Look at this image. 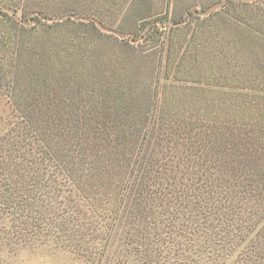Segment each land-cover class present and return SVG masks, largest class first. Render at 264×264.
<instances>
[{
    "label": "rangeland",
    "instance_id": "rangeland-1",
    "mask_svg": "<svg viewBox=\"0 0 264 264\" xmlns=\"http://www.w3.org/2000/svg\"><path fill=\"white\" fill-rule=\"evenodd\" d=\"M55 1L21 0L0 9V21L27 31L14 48L0 49V162L6 157L7 178L33 186L48 169L31 152L45 144L70 158L76 175L67 174L26 212L5 215L0 166V264H89L70 240L59 243L47 219L75 228V219L96 212L80 185L100 186L115 210L113 192L122 194L130 183L123 211L127 220L137 218L132 238L147 257L165 253L152 240L156 225L173 233L194 226L209 238L199 241L203 259L213 255L212 233L221 264H264V0H228L209 13L222 0H77L86 10L79 18ZM92 14L137 41L102 31L99 20L95 35L63 27L42 36L52 24L47 18L88 23L83 16ZM57 46L69 50L53 59L47 49ZM241 52L259 82L237 72ZM48 70L62 78L17 96L20 72L36 80ZM93 221L86 218L84 231L77 225L87 239L107 227Z\"/></svg>",
    "mask_w": 264,
    "mask_h": 264
},
{
    "label": "trees",
    "instance_id": "trees-1",
    "mask_svg": "<svg viewBox=\"0 0 264 264\" xmlns=\"http://www.w3.org/2000/svg\"><path fill=\"white\" fill-rule=\"evenodd\" d=\"M19 1L21 0H0V9L4 8V6L5 7L6 6L14 7V5L17 6L19 4ZM57 1L58 0H56L55 3ZM71 1L72 4H75L76 9L67 7L65 1L60 0V5L65 6L63 12H65L66 14H68V12L76 14V16L79 18L78 15L81 16L82 14H84L83 11L86 10H82L83 8L78 7L77 0H71ZM101 1L104 2L107 1L109 3L110 0H95V3L98 4ZM107 2L105 4H108ZM67 8L70 10H67ZM65 9L67 11H65ZM241 11H245V9H242ZM42 12L44 11L39 10L38 14L36 12V15L38 16L37 18L44 17L45 13L43 14ZM67 17L69 16H65L64 18ZM83 17H87V18L90 17L92 18V21L88 23H81V22L77 23L69 19L66 22L57 23L54 22L56 21L55 19L47 18V20L51 21L52 24L48 26L47 30L43 31L42 36L48 35L50 34V32H54L56 30H61L63 27L67 29V31L73 33L75 36H80L81 34H83L84 36H88V33L94 34L95 33L94 30L97 31L94 24L95 21L98 20L101 23H103L105 26L107 27L110 26V23H108V21L101 19L100 17H97L94 14L84 15ZM30 23H32V20ZM223 24H222L223 27L229 28L226 20L223 21ZM90 28H92L93 31L92 30L89 31ZM44 29L45 28H42V30ZM26 34L27 31L25 29L18 30L15 24H12L10 26L6 22L0 21V49L2 50L6 49V51L11 50L17 44L22 42ZM33 34L31 36H33ZM68 50L69 49L64 50V47L62 46H57L56 49L53 50H51V48H48L47 53H50V51H52L51 52L52 57L53 59H55V57L59 58V56H61L60 51L66 53L68 52ZM244 53L245 52L240 53L241 60L243 61L242 63H240V69L237 72L238 73L246 72L247 74L251 75V78L249 79L250 81L257 79V82H259L261 78L260 75L258 74V71L256 73H254L253 71L251 73L247 72L249 67L246 66V60H244L246 57ZM60 61L63 62L62 59ZM11 67H12V62L10 64V68ZM51 72L54 71L48 70L45 76H42L41 79H36V80H33L32 78L29 77L30 74L29 72L27 71L20 72V75L18 77L21 78L17 82V86H16V89L18 91H16L15 93L17 94V96L22 95L25 91L26 93L30 94L33 85L40 87L43 84V82L44 83L48 82L49 84V81H54L53 77H55V80L62 78L57 73L60 71L57 72L55 71L56 74L53 75L52 77L50 76ZM43 73L45 72L43 71L42 74ZM54 109L57 108L55 107ZM54 115L57 116L55 112ZM45 121L46 120L44 119L41 124L45 123ZM24 135L25 133L21 132L17 134L14 138H18V137L23 138ZM38 138L41 140H45V138L43 137H38ZM19 140L22 142V144H24L26 138ZM47 146L45 144L40 145L39 147H36L34 152H31L34 154V156L37 159H40L42 161L45 160L46 162L44 163V165L47 163V165L45 166L48 169V172H45L44 174H42V176L34 180V182L36 183H34L33 186L30 185L29 187H27L26 185L29 183V181L27 182V184H25L23 179L20 177L16 180H10V178H7L8 176L6 175H10L7 170L10 169L7 166L6 157H5V162H0V166H3L5 163V183L3 185V187H5V202H6L5 210H4L5 215L8 214V212L10 211L9 209H13L12 212L23 213V211L27 209V206H31L32 202L33 204H35L34 200L36 198L42 199L45 198L47 195H49L50 194L49 192L52 193L54 191V188L56 187V184L65 180L67 174H69V176H72L73 174L76 175L74 169L77 165L74 162H71L70 158L68 157L66 158L65 156L59 153L56 155L53 151L54 150L53 147L51 146L47 147ZM77 181L78 180H75L76 184H78ZM130 184L128 185L127 189H130ZM82 186L80 185V188L83 189L85 193L84 197L92 198L91 205L93 207V210L96 211L95 213H93V216L84 215L83 216L84 219L81 221H77L75 219L76 222L75 228H70L66 220L62 222L60 221V219L57 220L54 219L50 221L48 218L47 220L49 224L53 223L52 230L58 231L56 232L58 234L56 235V237L59 239V243H62L65 240L67 241L70 240V243L68 244L69 247L72 250H74V252L76 251L78 256H80L81 258H85L89 264H221L219 260L222 258L220 252L222 249L219 248L218 250V237L216 235H215L216 238H212L211 237L212 233L210 232L206 233V235L210 233V241H213L215 248L214 250H212L213 255L209 256V258L207 259H203L204 258L203 255H205L206 251L201 248L202 246L200 245L201 242L200 239L203 238L202 235H204L205 232L202 234L201 229H198V227L191 226L189 229H179L176 230L175 233H173L171 231H167L163 229L160 230L156 225L157 223L155 222L154 224L156 225V229L153 231L152 240L153 242L158 241L159 243H162L165 246V250H163L165 251V253L164 254L160 253L161 255L159 256L154 255L152 258L147 257L145 253L141 252L140 248L142 244H140L139 241L137 244L134 240L135 238L134 239L132 238L133 233L136 234L137 218L134 216H130L129 220H127L128 216L125 217L126 213L125 211H123L125 209L124 206L126 207V204H128V200H126L128 196L127 197L125 196L127 189L124 192H122V194L120 191L119 193L117 191L113 192L112 196H114L115 199L117 200H116V209L111 210L109 204L107 203L110 196L109 195L106 196L107 194L105 191L103 195V190L100 189V186L93 185L90 188H88L87 186H83L86 190L82 188ZM32 187L34 188L32 189ZM35 188H37L36 191H38L41 188H45L44 193L43 194L41 193L40 195H38V197H36L37 193L34 194L36 192V191L34 192ZM91 191L92 193H90ZM119 194H121L120 200L118 196ZM103 196L108 197V199L106 197L103 199L102 198ZM55 197L58 198V196ZM104 209H106L105 213L102 212ZM87 217L92 221L94 218L96 219L91 223L92 225H94L96 222H99L100 220L102 221L104 220V222L107 224L105 230H101L96 235L91 234L92 239L91 238L87 239V233L80 234L81 229H78L77 226V225H82V231H84L83 228L87 226V223L85 222ZM120 234L121 237L124 234L123 239L119 238ZM226 236H229V234L226 233L225 235L222 236V238L225 239ZM204 237L206 236L204 235ZM208 239L209 238H203L204 243L205 241L207 242ZM118 241L119 242L122 241L120 245L121 247L124 248L120 247L119 249H115L117 246L113 248L114 243L112 242H115L117 244ZM198 243L200 248L198 247ZM109 245L110 247L108 248ZM64 246H65L64 244H61V247ZM151 249H152V245H151ZM210 250L211 248H209V251ZM132 256L134 257V260L131 262L130 257ZM148 258H150L151 261L149 263H146Z\"/></svg>",
    "mask_w": 264,
    "mask_h": 264
},
{
    "label": "water",
    "instance_id": "water-1",
    "mask_svg": "<svg viewBox=\"0 0 264 264\" xmlns=\"http://www.w3.org/2000/svg\"><path fill=\"white\" fill-rule=\"evenodd\" d=\"M228 0H222L221 2L213 5L211 8H209L207 10L206 13H209L211 11H214V10H217L219 8H222L223 6H225V4L227 3ZM85 21H92V18H84ZM96 25L98 28H100L102 31L104 32H107V33H110V34H115L116 36L122 38V39H125V38H128V37H131L132 39V42H136L137 40L134 38V35H131L129 33H122V32H118V31H115V30H112L110 28H107L106 26H104L103 24L99 23V22H96ZM141 40V38L138 39V41Z\"/></svg>",
    "mask_w": 264,
    "mask_h": 264
}]
</instances>
